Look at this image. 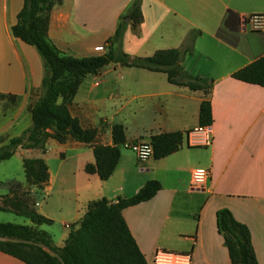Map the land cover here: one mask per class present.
Segmentation results:
<instances>
[{"label":"crops","instance_id":"obj_1","mask_svg":"<svg viewBox=\"0 0 264 264\" xmlns=\"http://www.w3.org/2000/svg\"><path fill=\"white\" fill-rule=\"evenodd\" d=\"M133 1L62 0L49 14L47 38L61 54L73 58L103 54ZM139 4L142 22L134 29L125 21L122 52L130 58L149 57L158 50L182 48L190 33L199 32L180 66L191 77L213 82L209 96L169 84L162 73L108 66L99 78L86 77L69 105L70 115L81 128L98 130L97 140L103 145H112L113 125L123 127L125 145L119 147V160L108 180L84 172L86 164L94 163L85 144L71 140L61 144L49 138L41 152L16 151L29 154H22V162H45L49 181L43 190L48 194L53 177L46 147L57 150L63 164L66 149L74 150L71 165L62 171V189L82 193L86 205L103 198H128L145 182L158 181L161 189L151 200L122 211L148 264L157 249L189 253L192 264H230L216 228V212L221 209L248 228L257 262L264 264V89L231 77L264 56V32L244 25L249 15H264V0H139ZM22 6L23 0H0V96L21 99L15 121L28 109L32 95L39 97L45 75L37 50L12 33ZM206 98L211 105V144L187 147L185 133L199 126V107ZM31 124L30 117V123L14 137ZM175 132L183 135L181 148L162 159L150 157L139 163L128 148ZM194 169L209 173L200 190L190 188ZM81 204H69L64 228L81 217ZM41 216L49 220L46 214ZM0 264L25 263L0 251Z\"/></svg>","mask_w":264,"mask_h":264},{"label":"trees","instance_id":"obj_2","mask_svg":"<svg viewBox=\"0 0 264 264\" xmlns=\"http://www.w3.org/2000/svg\"><path fill=\"white\" fill-rule=\"evenodd\" d=\"M61 2L23 0L22 9L12 27V33L17 39L37 50L43 61L45 75L40 95L30 107L31 127L20 137L10 139L5 151L0 149V161L11 158L17 148L44 150L49 138L61 144L71 140L91 148L94 163L86 164L84 172L106 181L113 174L119 160V147L125 145L124 129L120 125H113L112 145H103L97 140V129L81 128L78 120L70 115L69 105L86 77L100 74L108 66L144 69L165 74L169 84L193 92L201 91L205 97L209 96L213 82L191 77L180 66L183 56L191 51L193 39L199 32L190 33L182 48L158 50L144 58H130L121 50L126 26L122 20L114 36L107 41L109 45L105 53L82 59L61 54L47 38L49 14ZM126 17L134 29L140 25L142 16L139 0L133 1ZM231 77L264 89V56L237 70ZM211 123V105L206 98L199 107V125L210 126ZM182 138L179 132L152 137L150 145L153 159L159 160L177 152L181 148ZM22 168L26 183L43 190L49 181L45 162L42 159H24ZM160 189L158 181L149 180L131 197H118L115 201L103 198L89 202L83 217L75 225L76 229L70 230L62 248H54L52 238L37 229L51 222L29 209L25 193L17 195L18 191H12L11 196L4 197L3 208L24 217L31 225L0 223V238L6 239L0 240V251L25 264H33L23 249L28 246L27 243L32 242L50 248L58 255L57 260L40 253L44 264H148L123 219L122 211L151 200ZM216 228L223 238L230 264H258L248 228L237 222L227 209L216 212ZM87 242L96 246L98 261L94 262L85 256Z\"/></svg>","mask_w":264,"mask_h":264},{"label":"rangeland","instance_id":"obj_3","mask_svg":"<svg viewBox=\"0 0 264 264\" xmlns=\"http://www.w3.org/2000/svg\"><path fill=\"white\" fill-rule=\"evenodd\" d=\"M99 54L101 55L102 53ZM34 96L35 95L33 94L31 97V102L28 106V109L23 111V114H21V117L17 121H15L14 118L17 112L21 109V99L0 96V149H3V151L6 150L10 139L16 138L14 136L18 135L23 130V128L30 123V107L33 105L36 99H38H35ZM27 111L29 114L26 113ZM109 114H111V112H109ZM46 149L47 152L44 154L53 177V190L48 194H46L44 190L35 186H29L26 183L22 170V154L28 157V153L18 150L15 151L14 155L10 159L0 161V208H2L0 209V223H10L21 226L31 225V223L24 217L16 215L14 212L3 208L4 206L2 204L3 198L12 191H18L17 195L25 193L24 197L29 205V209H33L36 213L41 215L42 213L46 214L48 216L47 218L51 221L50 224L42 225L37 227V229L47 233L52 238L54 248H62L65 243V241H62L64 240V236H66L70 230L76 229L75 225L81 220L80 218L83 217L87 205L83 201L84 199L82 197V193L78 196L73 190L66 192L64 189H62V171L65 166L71 165L70 163H72L73 159L70 157L75 153V151L70 150L69 148L66 149L64 155L67 157V159L64 162L65 164H63L62 158L60 157L61 155L57 150L51 146L46 147ZM37 150L41 152L42 149ZM83 150L85 149L83 148ZM121 151L124 150L121 149ZM110 181L111 182L108 183H110L109 185L111 186H108V192H106L108 196L111 194V183H113V180ZM80 203L82 204L78 207L81 217L73 224H68V228H64V223H68L67 218L68 213L70 212L69 207H71L69 204L74 206L76 204L79 205ZM53 236H55V238ZM0 240L6 241V239L3 238H0ZM27 245L28 246L23 248L27 251H25L27 253L25 256H27V258H29L33 264H44L43 260L41 259L42 255L40 253L56 258L57 260L59 259L58 255L54 253L52 249L47 248L39 243L29 242ZM85 251L87 252V254L85 253L86 257H90L94 262L98 261L99 253L93 243L90 244L87 242ZM167 251L180 252L176 250Z\"/></svg>","mask_w":264,"mask_h":264},{"label":"built area","instance_id":"obj_4","mask_svg":"<svg viewBox=\"0 0 264 264\" xmlns=\"http://www.w3.org/2000/svg\"><path fill=\"white\" fill-rule=\"evenodd\" d=\"M244 25H247L254 32H264V15L252 14L246 17ZM102 73L95 75L99 78ZM210 126H196L185 133L187 147H208L211 144ZM128 148L134 152L139 163L146 161L153 155V149L147 143H135ZM209 173L203 169H194L191 173L190 188L200 190L208 180ZM150 264H192L189 253L172 252L157 249L153 253Z\"/></svg>","mask_w":264,"mask_h":264},{"label":"water","instance_id":"obj_5","mask_svg":"<svg viewBox=\"0 0 264 264\" xmlns=\"http://www.w3.org/2000/svg\"><path fill=\"white\" fill-rule=\"evenodd\" d=\"M128 20H129V18H128V17H125V18H124V21H128Z\"/></svg>","mask_w":264,"mask_h":264}]
</instances>
